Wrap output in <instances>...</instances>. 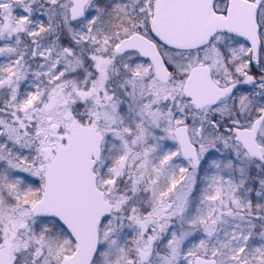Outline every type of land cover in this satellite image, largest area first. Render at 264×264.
Wrapping results in <instances>:
<instances>
[{
    "label": "snow or ice",
    "instance_id": "1",
    "mask_svg": "<svg viewBox=\"0 0 264 264\" xmlns=\"http://www.w3.org/2000/svg\"><path fill=\"white\" fill-rule=\"evenodd\" d=\"M0 264H264V0H0Z\"/></svg>",
    "mask_w": 264,
    "mask_h": 264
}]
</instances>
